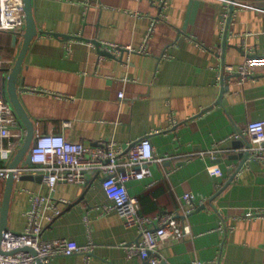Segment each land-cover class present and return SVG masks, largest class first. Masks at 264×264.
Listing matches in <instances>:
<instances>
[{
  "label": "crops",
  "instance_id": "obj_1",
  "mask_svg": "<svg viewBox=\"0 0 264 264\" xmlns=\"http://www.w3.org/2000/svg\"><path fill=\"white\" fill-rule=\"evenodd\" d=\"M87 1L33 0L38 31L44 33L28 50L18 86L35 132L62 133L88 147L113 139L127 145L150 135L156 152L171 159L149 164L145 179L128 183L129 192L138 197L141 215L176 212L191 230L185 240L160 246L162 264H264V219L241 216L264 208V164L245 165L223 189L242 160L236 146L243 139L235 137L236 130L264 120V0H237L254 8H234L229 30V6L219 0H93L86 7ZM14 36L0 31V69L20 53L22 38L14 44ZM106 43L136 51L110 58L101 53L114 55ZM250 59L245 82L237 72H225ZM222 73L230 90L221 106ZM218 164L224 175L215 178L207 166ZM6 166L0 161V168ZM87 178L89 184H59L52 194L43 181H16L9 230L26 231L29 191L51 194L62 212L43 223V240L93 244L89 264H149L127 257L123 245L141 241L137 228H126L116 211H107L112 202L102 176ZM4 186L0 177V207ZM185 193L196 195L197 209L206 207L187 213ZM222 222L226 233L218 231ZM84 257L59 256L50 264H86Z\"/></svg>",
  "mask_w": 264,
  "mask_h": 264
},
{
  "label": "built area",
  "instance_id": "obj_2",
  "mask_svg": "<svg viewBox=\"0 0 264 264\" xmlns=\"http://www.w3.org/2000/svg\"><path fill=\"white\" fill-rule=\"evenodd\" d=\"M219 1L226 3V9L231 4L239 9L254 8L250 4L247 5L237 0ZM163 2L166 3L167 0ZM92 3L93 0H88L84 4L89 7ZM225 12L224 19L226 20L230 14L227 10ZM25 26L24 0H0V31L23 34ZM105 45L106 49L116 56L124 51H136L131 46L120 47L115 43ZM145 50L146 48L143 47L139 52L144 53ZM14 62L11 60L5 68L11 67ZM250 62L251 59L237 67L227 66L225 72L230 74L237 72L240 80L245 82L251 74ZM221 78L222 76L219 75L218 80ZM123 97L124 94L120 93L119 99ZM158 132L160 131L154 133ZM25 137L26 128L5 95L4 75L0 69V161L9 165L13 155L23 145ZM235 137L242 138L249 143L248 147L245 146L242 149L249 154L244 166L254 161L264 164V120H251L236 130ZM34 138L29 151L31 163L21 164L13 170L16 174V181H20L23 176L43 175V182L52 194L59 184H85L89 173L100 172V176L104 178L102 188L112 202V206L107 208V211H116L123 219L126 228H137L140 234L141 241L138 243L132 246L123 245L127 257L131 259L139 257L148 261L149 264H162V258L159 256L160 246L170 240H185L191 234L189 226H183L177 220L176 212L154 216L141 215V204L138 197L129 192L128 183L132 180L145 179L147 177L146 168L149 164L164 165L171 159L169 154L163 156L156 152L150 135L138 141H131L127 145L113 139L101 141L94 147L85 146L82 142L69 141L62 133L41 135L35 132ZM227 167L230 171L235 169L234 165ZM207 168L212 177L218 178L224 175V169L219 164L209 165ZM9 171V166L0 168V177L6 180ZM29 193L32 208L27 213L28 227L23 233L9 229L3 233L1 249L4 254H0V264H37L38 261L41 264H50L55 257L74 254H83L86 264H89L90 255L94 251L93 244L81 246L78 242L67 238L47 241L42 239L43 223L52 222L62 210L51 194L42 196L32 191ZM182 200L188 205L187 213L199 207L197 197L193 193H185ZM241 216L249 220L264 219V208L248 210ZM227 229L224 222L220 223L219 232L226 233Z\"/></svg>",
  "mask_w": 264,
  "mask_h": 264
},
{
  "label": "water",
  "instance_id": "obj_3",
  "mask_svg": "<svg viewBox=\"0 0 264 264\" xmlns=\"http://www.w3.org/2000/svg\"><path fill=\"white\" fill-rule=\"evenodd\" d=\"M228 10L230 12V16L227 20V26L226 29H228L233 15L235 13L234 11V5L231 4L228 7ZM24 14L26 17V26H25V30L23 34L17 33L14 36V44H17V42L19 41V38H22V45H21V49H20V53L17 57V59L15 60L14 64L11 67L5 68V69H1V72L4 75V87H5V95L7 96L9 102L13 105L14 110L17 114V116L19 117L20 121L23 122L25 128H26V139L23 143V145L16 151V153L13 155V159L11 160L10 164H9V176L8 178L5 180V186H4V196H3V200H2V205H1V215H0V254H4V252L1 249V240H2V236L3 233L5 231H7L8 228V217H9V212H10V203H11V199H12V195L14 193V187H15V182H16V178H15V173H14V169L17 168L18 166H20L21 164L24 165H28L31 163V155L29 154L30 148L34 143L35 140V123L34 121L31 120L29 114L27 113V111L25 110V107L23 105V103L21 102L20 99V95H19V78L22 72V67L23 64L25 62L26 56L28 54V50L30 48V46L32 45L33 41L35 40V38L41 34L44 33V31H38V27L36 24V20L35 17L33 15V0H24ZM53 34V36H55L56 38L59 37H63L66 40H69L71 38H74L73 36H67L65 34H56V33H50ZM97 45L100 47L101 44L100 42H96ZM222 46L224 48L227 47L226 45V40L223 42ZM102 54L107 55L108 57H114L117 58L115 55H113L112 53H108L107 51H102ZM248 58H257L256 56H248ZM120 60H123V56L120 57ZM238 75V74H237ZM240 76V75H238ZM229 77H225V75L222 73V89H221V93L219 96V100L217 102V105H226L228 102L223 98L224 94L226 92H228L230 90V86L225 84V79H228ZM248 142L243 140L241 142L240 146H236L238 148L236 149H243L245 146L248 147ZM239 157L242 158L240 164H239V168L235 171V173L231 174L230 179L224 184L223 189H225L227 186H229V184L231 182L234 181V179H236V176L239 174V172L244 168V164L246 163L247 159L249 158V154H246L243 150H241V152L238 154ZM219 160V159H218ZM89 175H94L95 179H97V177H100V172L97 173H89ZM44 176L43 175H28V176H23L20 180L21 181H26L28 179H35L38 182L43 181ZM104 181V178H101V182ZM90 181H87V184H89ZM222 189V190H223ZM206 207V204L202 205L201 208L197 209V211L202 210L203 208ZM27 251H30L28 249H25ZM37 264H41L40 261H38Z\"/></svg>",
  "mask_w": 264,
  "mask_h": 264
}]
</instances>
